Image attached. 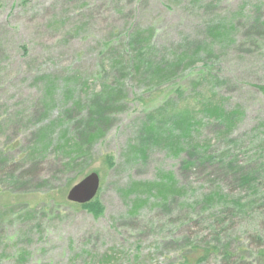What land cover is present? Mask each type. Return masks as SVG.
I'll return each instance as SVG.
<instances>
[{"label":"rangeland","instance_id":"obj_1","mask_svg":"<svg viewBox=\"0 0 264 264\" xmlns=\"http://www.w3.org/2000/svg\"><path fill=\"white\" fill-rule=\"evenodd\" d=\"M222 23L234 25L229 46L209 33ZM136 33L142 40L153 34L139 73ZM207 45L211 57L201 51L170 80L146 79ZM69 79L81 89L66 100ZM49 82L58 102L45 115ZM106 87L120 88L121 100L95 102L110 122L90 132L100 140L89 160L69 170L56 146L63 131L71 139L88 117L73 105L87 106ZM215 107L241 113L228 132L223 119L210 116ZM186 112L189 123L201 122L192 140H183L182 129L169 131ZM53 122L51 149L30 158L41 129ZM158 129L162 141L147 144L145 130ZM191 142L210 143L211 160L170 154ZM93 173L100 188L92 202L104 210L97 218L67 199ZM171 174L187 195L167 208L153 198L132 214L146 193H125ZM218 187L227 198L208 208L205 198ZM238 199L243 209L233 205ZM234 263L264 264V0H0V264Z\"/></svg>","mask_w":264,"mask_h":264},{"label":"trees","instance_id":"obj_2","mask_svg":"<svg viewBox=\"0 0 264 264\" xmlns=\"http://www.w3.org/2000/svg\"><path fill=\"white\" fill-rule=\"evenodd\" d=\"M227 21H225L226 23ZM225 23H222L220 26L212 28L209 30V33L214 40V42L219 43L220 45H228L230 44V38H231V31H233L234 25L231 27L226 28ZM140 33H136L133 35L132 38V43H131V48L133 51H136V62L137 64L135 69L139 73L142 66H143V54L142 52L146 49L148 43L152 40L153 34L148 35V39L142 40ZM136 46L138 49H136ZM203 51L206 53V57H211L212 56V50L209 45L206 47H200L196 50L195 54L190 57H180L176 58L174 62L167 61L165 62L162 67H156L153 69L152 74H150L146 79L152 80V79H158L157 81L153 82L152 84H156L157 82L161 83L166 80H170L171 78L175 77L176 73L175 71L182 68V65L190 61V63L186 64L184 67H188L189 64L190 66L198 60L196 57L198 54H201L200 52ZM119 64V63H116ZM115 64V65H116ZM117 66V65H116ZM149 69H152V64H149ZM175 73V74H174ZM141 79H144V76H140ZM47 81L48 80L47 78ZM66 86L64 87L65 92L63 94V98L66 100L72 99L73 98V93L75 88H80L79 87V80L77 79H69L67 80ZM150 82V81H149ZM50 84L51 88L46 91L45 96H44V104H45V115H48L55 106V103L58 101L55 99V94H53L54 89L56 88L54 84ZM54 85V86H53ZM75 86L73 88H70L71 86ZM122 86V84H120ZM68 87V91H67ZM82 88L86 89V84H82ZM56 91V90H55ZM72 91V92H71ZM87 91V90H86ZM122 91L120 88H110L108 90V87L104 88V93L100 95H93L87 98L86 102H89L87 106L82 105L81 102H76L73 106L75 109L79 110V112H83L85 110H88V117L85 118L84 120L82 119L80 121V126L82 129H78L75 131V134H73L70 137V134H68V131H63L62 134L60 135L59 143L56 146V151L62 155V157H65L66 160H68V163L66 164L65 168L69 170L75 171L76 168H79V166L84 163V161H88L91 153V150L95 143L100 140V137L97 138L95 135H91V131L95 130L97 133L102 132L101 126L106 125L107 123L110 122L109 117H104V113L106 110H100L99 107L96 106L95 102L99 98H103L104 100L112 103L115 98H121L119 97ZM120 94V95H119ZM93 106L97 107L100 111V113H96L94 111ZM121 107H117L116 110H120ZM211 110H209L207 113H209ZM210 116L217 120L218 119H223L226 122V126H228V132L230 129L234 127V121L233 119L237 116H240L241 113L238 111H234L233 113L227 114L224 109L220 107H215L212 109V112L209 113ZM70 115H67L69 117ZM91 116V118H90ZM189 117V112L184 113L181 116L179 115L177 118H175L174 124H172V128H168L169 131L172 134V131L175 129H182V131H185L182 135L183 140L185 139H191L192 140V129L195 126H199L201 122H194L193 124L189 123L186 118ZM168 120V119H165ZM168 122H172L168 120ZM57 127L56 123H51L49 126L42 128L41 133L39 136L36 138V143L35 145L30 149L29 156L30 158H41L44 155L48 153V151L51 149L53 145V141L50 140V136L54 134V130ZM144 132V130H143ZM95 133V134H97ZM169 133V132H167ZM163 134L161 133V130L158 129L156 132H149L145 130V142L152 143L155 146H157L163 139ZM181 137V140H182ZM175 139V138H173ZM180 140V139H179ZM72 143V144H71ZM179 143V142H177ZM71 144V145H70ZM210 148V143L204 144V147H201L199 145H193V142L188 144V147H183V145L180 143L179 147L177 149H174L172 147V151L170 152L171 155L179 157L181 154L188 152V154L195 156L199 158L200 160L198 161V164H205L208 161L211 160L210 156H207L208 150ZM147 150L142 151V157L145 158L147 155ZM137 152V151H136ZM135 152V153H136ZM144 152V153H143ZM197 164V162L189 163L186 162V166L188 168H193V166ZM195 167V166H194ZM248 179H243L242 181V186H248L246 188H250L249 185L251 182H248ZM133 190L129 191L128 193H125V196L130 197L133 194L134 195H140V194H145L146 199L145 200H139L137 199L135 205L133 206V209L131 211L132 214H136L139 212L143 207L147 205L149 200L155 198L156 200H160V203H156V207L160 208H167L169 206V203L174 200L177 197H183L187 195V190L184 188L179 189L178 188V182L175 180L173 175H166L164 176V183L163 184H135L133 185ZM142 188V189H141ZM245 189L244 187H241ZM141 189V190H140ZM242 189V190H243ZM221 188L218 187L216 191H213L209 197L205 198V203L208 206V208L216 206V204H220L221 202L226 200V196L222 195L221 196ZM255 193V192H254ZM132 194V195H131ZM256 195V193H255ZM242 200L238 199L237 201L233 202V205L238 207L239 209H243L246 205L242 204ZM80 206V205H79ZM82 209L90 212L95 218L101 217L104 213L103 207L101 206V203L99 201L91 202L87 205L81 206ZM246 207L245 209H248ZM215 215H213V218ZM204 253V252H203ZM228 254V253H227ZM28 253H22L20 256V261L21 263L26 262L25 259H27ZM204 260V258H201ZM235 264V263H234Z\"/></svg>","mask_w":264,"mask_h":264},{"label":"water","instance_id":"obj_3","mask_svg":"<svg viewBox=\"0 0 264 264\" xmlns=\"http://www.w3.org/2000/svg\"><path fill=\"white\" fill-rule=\"evenodd\" d=\"M100 188V178L93 173L86 177L80 184L75 186L68 194V201L76 205H87L97 196Z\"/></svg>","mask_w":264,"mask_h":264}]
</instances>
